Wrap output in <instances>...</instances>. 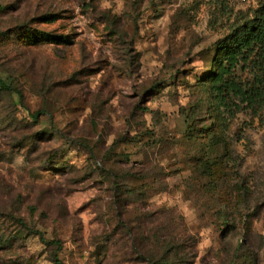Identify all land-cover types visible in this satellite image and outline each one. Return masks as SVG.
Here are the masks:
<instances>
[{"label": "rangeland", "instance_id": "374dc122", "mask_svg": "<svg viewBox=\"0 0 264 264\" xmlns=\"http://www.w3.org/2000/svg\"><path fill=\"white\" fill-rule=\"evenodd\" d=\"M259 3L0 0V264H264V110L204 84Z\"/></svg>", "mask_w": 264, "mask_h": 264}, {"label": "trees", "instance_id": "16d2710c", "mask_svg": "<svg viewBox=\"0 0 264 264\" xmlns=\"http://www.w3.org/2000/svg\"><path fill=\"white\" fill-rule=\"evenodd\" d=\"M204 84L221 122L229 123L244 111L258 115L264 110V0H260L251 15L237 18L219 41L215 60ZM0 92L10 94L15 104H21L22 93L1 77ZM43 115H46L44 111L29 114L34 121ZM52 245L59 246V243L53 242ZM158 246L159 256L155 259L148 257L147 263L176 264L171 257L179 258V247L174 253L170 242L164 241Z\"/></svg>", "mask_w": 264, "mask_h": 264}, {"label": "built area", "instance_id": "2783aa9c", "mask_svg": "<svg viewBox=\"0 0 264 264\" xmlns=\"http://www.w3.org/2000/svg\"><path fill=\"white\" fill-rule=\"evenodd\" d=\"M243 2H245L246 0H242Z\"/></svg>", "mask_w": 264, "mask_h": 264}]
</instances>
